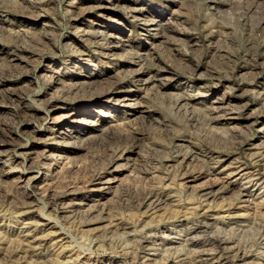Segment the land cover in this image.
Returning a JSON list of instances; mask_svg holds the SVG:
<instances>
[{"label":"rangeland","instance_id":"1","mask_svg":"<svg viewBox=\"0 0 264 264\" xmlns=\"http://www.w3.org/2000/svg\"><path fill=\"white\" fill-rule=\"evenodd\" d=\"M263 233L264 0H0V264H264Z\"/></svg>","mask_w":264,"mask_h":264},{"label":"bare ground","instance_id":"2","mask_svg":"<svg viewBox=\"0 0 264 264\" xmlns=\"http://www.w3.org/2000/svg\"><path fill=\"white\" fill-rule=\"evenodd\" d=\"M85 124H87V125H89V126H95V125H97V123L95 122V121H92V120H87V121H85ZM60 143V142H59ZM205 196V195H204ZM206 197H208V195L206 196ZM205 199H207V198H205ZM160 201V200H159ZM158 202V201H157ZM156 203V202H155ZM161 205V203H157V204H155V209L156 210H158L157 208H159V206ZM152 209V208H151ZM154 210V209H153ZM264 234V233H263ZM160 244V243H159ZM158 245V244H157ZM160 246V245H159ZM233 248V247H232ZM147 249L148 250H150V251H152V253H150L151 255H154V254H157L158 252V250L160 249V248H158V247H154V246H149V247H147ZM230 250V249H229ZM234 250V249H233ZM238 251H239V249H238ZM230 252L229 251H226V254H229ZM258 253H259V255H262V257H264V235H263V237H262V241H261V246L259 247V251H258ZM177 257V256H176ZM245 257V256H244ZM239 257H237V259H238ZM242 258V257H241ZM151 258H146L145 260H150ZM152 261V260H151ZM181 261V260H180ZM219 261V260H218ZM148 261H144L143 262V264H149V263H147ZM238 262V261H237ZM218 264V263H217Z\"/></svg>","mask_w":264,"mask_h":264}]
</instances>
